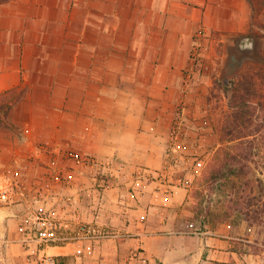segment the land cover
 <instances>
[{"label": "crops", "instance_id": "0c3cea01", "mask_svg": "<svg viewBox=\"0 0 264 264\" xmlns=\"http://www.w3.org/2000/svg\"><path fill=\"white\" fill-rule=\"evenodd\" d=\"M248 7L246 0L0 3V92L22 88L9 127L0 126V264H41L44 256L127 264L136 262L135 249L149 264H264V228L249 219L192 220L187 163H165L179 113L186 155L206 157L216 143L204 103L211 79L197 71L184 91L183 70L201 24L242 34ZM69 148L97 155L103 172L75 165ZM75 210L109 235L97 243L77 237ZM40 212L63 213L59 235L74 238L38 241Z\"/></svg>", "mask_w": 264, "mask_h": 264}, {"label": "rangeland", "instance_id": "374dc122", "mask_svg": "<svg viewBox=\"0 0 264 264\" xmlns=\"http://www.w3.org/2000/svg\"><path fill=\"white\" fill-rule=\"evenodd\" d=\"M246 2L248 26L242 34L258 36L264 56V0ZM200 27L202 58L210 67L199 75L211 79L204 103L217 141L206 147L202 171L191 175L190 217L209 225L249 219L264 228V62L247 59L229 65L228 37L233 33L219 35ZM213 165L222 175L211 182L206 176ZM229 166L238 170L230 172Z\"/></svg>", "mask_w": 264, "mask_h": 264}, {"label": "built area", "instance_id": "2783aa9c", "mask_svg": "<svg viewBox=\"0 0 264 264\" xmlns=\"http://www.w3.org/2000/svg\"><path fill=\"white\" fill-rule=\"evenodd\" d=\"M204 36L203 28L198 27L195 32V43L191 47V54L189 57V63L183 70L182 77V88L187 90L188 86L193 82L195 73L199 70H208L210 64L202 58L203 47L201 45V39ZM178 110H182V105L178 106ZM184 132H185V123L182 119V115L177 114L171 123L167 143H166V157L165 163L166 167L176 169L181 166V163L184 161L187 163L188 170L191 175L199 174L205 166V157L203 155H186L184 153ZM66 155L68 158L78 166H84L89 168L91 173L100 174L103 172L106 162L101 160L97 155L87 152H80L75 149H67ZM28 167V165H26ZM192 179V177H191ZM102 187L107 188L110 186L109 180H102ZM1 198L6 199L7 193L4 192L1 194ZM69 204L63 206L67 208ZM62 208V211L64 209ZM65 216L63 213H46L40 212L35 216V238L41 243L48 244L55 240L62 239L67 240L74 238L73 236H61L59 235V229L64 225ZM73 221L76 223L79 230V238L91 239L94 243H97L102 238L109 235L105 230H99L93 226V224L82 217L80 210H75L73 212ZM143 252L140 249H135L132 252L131 259L136 262H131L127 264H149L148 258L142 254ZM41 264H60V262L52 256H44L41 261Z\"/></svg>", "mask_w": 264, "mask_h": 264}, {"label": "water", "instance_id": "95a60500", "mask_svg": "<svg viewBox=\"0 0 264 264\" xmlns=\"http://www.w3.org/2000/svg\"><path fill=\"white\" fill-rule=\"evenodd\" d=\"M227 56L229 65L241 64L247 59L264 62L260 52V38L248 34H232L228 37Z\"/></svg>", "mask_w": 264, "mask_h": 264}, {"label": "trees", "instance_id": "16d2710c", "mask_svg": "<svg viewBox=\"0 0 264 264\" xmlns=\"http://www.w3.org/2000/svg\"><path fill=\"white\" fill-rule=\"evenodd\" d=\"M5 1L7 0H0V3L5 2ZM21 92H22L21 87H14L11 89H7L3 92H0V126L1 127H9V124H10L9 118H8L9 110L12 104L14 103V101L18 99ZM239 97H241V94L238 96V98ZM246 135L247 134L245 133L242 135L232 137V139L240 138ZM230 159L231 158H227V160H230ZM228 170L230 172H233L235 170L237 171L238 169H236V167L229 166ZM221 175H222L221 169L213 165V167L211 168V170L209 171L206 177H207V180L214 182L217 178L221 177Z\"/></svg>", "mask_w": 264, "mask_h": 264}]
</instances>
